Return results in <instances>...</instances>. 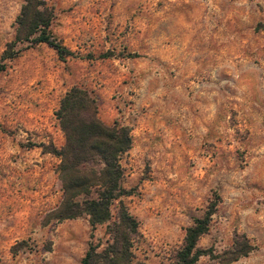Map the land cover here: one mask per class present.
<instances>
[{
	"label": "rangeland",
	"instance_id": "rangeland-1",
	"mask_svg": "<svg viewBox=\"0 0 264 264\" xmlns=\"http://www.w3.org/2000/svg\"><path fill=\"white\" fill-rule=\"evenodd\" d=\"M45 2L75 56L37 43L0 72V264H80L87 249L85 216L46 217L62 192L58 159L41 147L62 144L53 112L72 85L92 93L102 122L129 129L119 163L135 262L172 264L216 194L196 242L212 256L193 264H225L214 256L241 236L253 249L227 264H264V0ZM21 3L0 0V54ZM115 214L114 203L93 230L98 249Z\"/></svg>",
	"mask_w": 264,
	"mask_h": 264
},
{
	"label": "trees",
	"instance_id": "trees-1",
	"mask_svg": "<svg viewBox=\"0 0 264 264\" xmlns=\"http://www.w3.org/2000/svg\"><path fill=\"white\" fill-rule=\"evenodd\" d=\"M51 20L52 9L45 0H22L14 18L12 39L6 42L0 54V72L5 69V61L37 43L47 45L61 61L75 56L51 33ZM23 43L26 45L21 47ZM105 56H109L108 53ZM53 114L63 142L58 147L43 144L41 148L58 159L55 171L62 193L57 206L47 213V219L86 217L89 242L80 264H140L134 261L131 252V244L138 236V222L122 201L133 193V188L122 185L124 173L119 163L130 148L129 129L116 122H102L97 116L95 97L86 88L76 85L63 93ZM218 201V195L214 194L202 215L185 227L172 264H193L200 255L212 256L196 242L206 233ZM114 203L115 219L106 225L108 238L98 249L99 245L92 243L93 230L111 218ZM241 237V240H233L229 250L214 256L218 262L230 263L253 249V245Z\"/></svg>",
	"mask_w": 264,
	"mask_h": 264
}]
</instances>
